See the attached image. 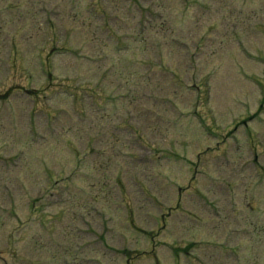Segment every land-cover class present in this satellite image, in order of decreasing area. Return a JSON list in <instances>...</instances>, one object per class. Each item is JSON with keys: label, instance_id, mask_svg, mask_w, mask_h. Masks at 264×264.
I'll return each mask as SVG.
<instances>
[{"label": "rangeland", "instance_id": "374dc122", "mask_svg": "<svg viewBox=\"0 0 264 264\" xmlns=\"http://www.w3.org/2000/svg\"><path fill=\"white\" fill-rule=\"evenodd\" d=\"M18 1L0 16V208L44 221L8 247L3 220L0 264H264V0Z\"/></svg>", "mask_w": 264, "mask_h": 264}]
</instances>
